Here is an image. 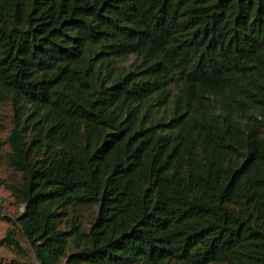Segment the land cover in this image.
Listing matches in <instances>:
<instances>
[{"label": "trees", "instance_id": "trees-1", "mask_svg": "<svg viewBox=\"0 0 264 264\" xmlns=\"http://www.w3.org/2000/svg\"><path fill=\"white\" fill-rule=\"evenodd\" d=\"M0 102L35 263L264 264V0H0Z\"/></svg>", "mask_w": 264, "mask_h": 264}, {"label": "rangeland", "instance_id": "rangeland-1", "mask_svg": "<svg viewBox=\"0 0 264 264\" xmlns=\"http://www.w3.org/2000/svg\"><path fill=\"white\" fill-rule=\"evenodd\" d=\"M0 116L4 119V129L0 132V179L8 183L15 175L14 170L5 160V153L9 149L6 139L11 129L12 117V109L9 102H0ZM22 209L23 206L16 203L6 185L0 186V264H37L35 263L33 251L22 235L20 227L5 218L16 217ZM9 229H14L18 234V239L24 248L23 252L10 246L4 240Z\"/></svg>", "mask_w": 264, "mask_h": 264}]
</instances>
